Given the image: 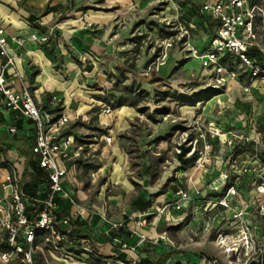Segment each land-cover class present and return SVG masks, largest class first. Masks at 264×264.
<instances>
[{"label": "rangeland", "instance_id": "374dc122", "mask_svg": "<svg viewBox=\"0 0 264 264\" xmlns=\"http://www.w3.org/2000/svg\"><path fill=\"white\" fill-rule=\"evenodd\" d=\"M182 1L130 0L126 16L135 29L143 26L142 33L132 35L129 55L116 58L115 68L106 73V87L98 88L93 81L88 87L99 89L94 99L103 105L100 112L107 106L113 109L112 105L121 101L134 104L137 115L119 125L116 120L102 124L96 113L74 118L67 112L66 131L74 134L82 147L81 159L70 167L69 180L79 196L85 218L90 220L99 215L100 224L132 222L127 225L128 230L148 238L141 243L148 256L160 259L168 252L174 253L170 264H194L191 258L202 264L200 259L204 256L217 259L219 264H240L215 243L220 230L242 238L230 221L218 225V219L213 224L190 227L187 226L190 220L207 219L201 205L187 208L181 217L172 211L160 217L157 207L172 202L161 195L174 178L183 177L181 169L191 167L195 171L198 157L207 153V158L204 157L205 168L209 165L207 174L217 163L223 167L229 146L211 136L215 128L224 133L259 135L256 151L249 146L251 152L247 149L241 152L240 161L249 160L256 152L264 162V0H252L257 6L252 66L236 55L231 56L228 63L238 77L218 87L209 79L210 71L191 56V48L201 50L208 43L198 11L184 13ZM169 57L174 58V67L165 76L160 73V67ZM152 74L163 79H149ZM222 145L227 147L224 152L220 151ZM116 163L123 177L133 184L130 193L121 182L112 179ZM1 175L4 178L5 172ZM162 182L163 187H159ZM248 192L245 190L242 195ZM137 201L144 210L137 212ZM256 201L264 206V194L257 195ZM139 220H144L145 225L138 226ZM250 223L255 226L264 264V216L251 218ZM162 232L167 233L173 249L153 243ZM85 244L88 250L95 251L92 241ZM47 257L49 263L41 255L43 264H65L54 255Z\"/></svg>", "mask_w": 264, "mask_h": 264}, {"label": "built area", "instance_id": "2783aa9c", "mask_svg": "<svg viewBox=\"0 0 264 264\" xmlns=\"http://www.w3.org/2000/svg\"><path fill=\"white\" fill-rule=\"evenodd\" d=\"M189 1L193 6L181 9L184 13H188L190 8L198 11L200 23L209 38L204 49L191 48V56L199 61L202 68L210 71L209 79L216 86L236 79L235 68L222 60L228 55H236L252 66L248 52L253 49L256 39L254 22L257 6L252 0ZM55 36L54 32L40 31L28 36L8 34L0 27V114H12L15 122L22 123L20 127L16 124L7 126L1 135L8 136L16 144L26 136L31 151L28 154L22 147L8 150L3 146L4 141H0L3 146L0 150V264L18 261L21 264H38L40 254L46 253L59 260H67L70 246L75 245L72 233L81 231L80 222L85 218L84 209L69 180L70 167L81 159L82 147L77 144L74 134L65 130L69 119L64 109H60L61 99L56 95L50 96L52 106H46L35 100L29 88L23 85L17 87L22 81L16 63L17 52L27 43L46 46ZM111 110L107 106L103 112L108 114ZM211 136L229 146L223 167L208 185L209 192L215 193V197L200 203L197 192L190 194L179 190L172 202L157 207V213L163 217L172 211L181 217L187 208L201 205L202 214L208 216L219 209L222 219L218 225L230 221V226L242 238L220 230L215 243L240 264H248L257 256L259 264H262L260 242L255 237V226L250 220L258 215L264 216V206L257 205L256 201L257 195L264 194V162L256 152L250 159L248 157L249 160L240 161L241 152L246 149L256 151L259 135L224 133L215 128ZM204 157L207 158V153ZM204 157L196 159L195 170L204 169ZM4 172L2 178L1 173ZM241 186L249 190L248 195H242ZM65 204H68V209ZM229 211L232 212L230 218L227 215ZM216 220L215 216L208 217V223L213 224ZM137 225L144 226L145 221L139 220ZM124 226L108 222L101 234L120 243L123 248L135 250L126 242L113 238L114 233ZM129 231L131 237L138 235L141 243L148 241L146 236L139 235L135 230ZM153 243H163L173 249L166 232L157 234ZM94 256L103 261L102 256ZM139 261L140 258L133 259L131 264H139ZM200 262L219 264L217 259L205 256ZM114 264L129 263L117 261Z\"/></svg>", "mask_w": 264, "mask_h": 264}, {"label": "crops", "instance_id": "0c3cea01", "mask_svg": "<svg viewBox=\"0 0 264 264\" xmlns=\"http://www.w3.org/2000/svg\"><path fill=\"white\" fill-rule=\"evenodd\" d=\"M129 3L130 0H0V27H3L6 33L28 36L33 32L40 31L56 34L50 44L46 46L27 43L17 52V68L22 76V81L17 84V87L23 85L29 88L37 102L50 107L52 106L50 96H58L62 103L60 109H64L65 114L69 112L74 118L87 117L88 113H96L97 119L102 124H110L116 120L120 125L133 120L137 111L134 106L127 104L112 109L108 114L100 112L99 108L103 105L94 99L98 95L99 89L88 87L93 81L98 88H105L108 83L106 73L113 71L117 62L116 58H125L129 55L132 35L136 32L142 33L143 26L139 25L135 29L126 16ZM162 3H165V0H162ZM181 6L193 5L191 1L183 0ZM197 17H199L198 13ZM200 25L203 28L201 23ZM202 30L205 31L208 43L207 31L204 28ZM173 67L174 58L169 57L160 67V73L166 76ZM13 124L19 127L22 125L20 121L15 122L12 114L6 116L0 114V141H4L3 146L8 150H17L18 147L30 150V143L26 136L16 144L8 136L1 135L7 126ZM114 146L115 144L112 147ZM226 149V145H222L220 151L224 152ZM183 162L185 163V160ZM116 165L118 164L116 163ZM116 165L112 179L121 182L130 193L133 184L123 177L120 168L116 169ZM207 167L194 172L191 167L181 169L184 173L183 177L174 178L167 186L165 194L161 196L166 195L168 200L173 201L179 190H186L190 194L197 192L200 203L211 200L215 193L209 192L208 185L218 175L221 164L217 163L211 169L212 172L208 174ZM163 185L164 182L159 187H163ZM240 190L245 192L247 189L241 186ZM151 194L152 192L149 191L148 195ZM77 197L79 196L77 195ZM136 203L139 207L137 212L140 209L144 210L140 201ZM65 208H69L68 204H65ZM219 211L217 209L211 212L207 219L190 220L187 226L196 227L195 225L206 223L208 217L215 216L217 220H221L222 215ZM227 215L230 218L232 212L229 211ZM100 222L99 215H95L90 220L84 218L80 222L81 231L72 233L75 245L70 246L69 258L64 261L65 264H113L124 260L131 264L133 259L138 258L143 261L149 258L155 264H170L175 256L171 252L160 259L148 256L145 251L146 247L141 246L138 235L129 236L130 231L127 225L133 224L130 221L113 235V238L120 242H126L131 248L136 249L123 248L120 243L117 244L101 234L105 224H100ZM89 241L93 242L94 252L85 247V243ZM92 253L104 257L106 263L100 261ZM47 254H40L38 264L44 263L40 259L41 255L49 263ZM50 255L48 254V256ZM91 255L95 258H91ZM190 261L198 264L199 260L191 258Z\"/></svg>", "mask_w": 264, "mask_h": 264}, {"label": "trees", "instance_id": "16d2710c", "mask_svg": "<svg viewBox=\"0 0 264 264\" xmlns=\"http://www.w3.org/2000/svg\"><path fill=\"white\" fill-rule=\"evenodd\" d=\"M195 11L196 9L195 8H190V10L188 11V14L189 13H191L192 11ZM254 49H251V50H249V52H248V56H249V58L252 60L253 59V56H254ZM231 56H233V55H228V56H226V58L225 59H223L222 61H223V63L224 64H227V65H230L231 67H232V65L230 64V63H228V60H230L231 59ZM234 68V67H233ZM148 77H150L149 79H157V78H159V79H163L161 76H159V75H157V74H152V76H148ZM99 97H101V96H99ZM102 98V97H101ZM104 99V98H103ZM122 105H125L124 103H122L121 101H118V103H116V104H113L112 105V108L113 109H116V108H119V107H121ZM129 105H131V106H134V104H129ZM0 150H3V146L1 145V142H0ZM27 153L28 154H31V151L30 150H28L27 151ZM125 227V226H124ZM124 227H122V228H124ZM121 229V228H120ZM119 229V230H120ZM130 235V234H129ZM125 261V260H124ZM125 262H127V261H125ZM10 264H21V262H12V263H10ZM139 264H155L152 260H150L149 258H147V259H145V261H143L142 259H140V261H139Z\"/></svg>", "mask_w": 264, "mask_h": 264}, {"label": "water", "instance_id": "95a60500", "mask_svg": "<svg viewBox=\"0 0 264 264\" xmlns=\"http://www.w3.org/2000/svg\"><path fill=\"white\" fill-rule=\"evenodd\" d=\"M259 263H260V258L257 256L251 259L248 264H259Z\"/></svg>", "mask_w": 264, "mask_h": 264}, {"label": "bare ground", "instance_id": "6f19581e", "mask_svg": "<svg viewBox=\"0 0 264 264\" xmlns=\"http://www.w3.org/2000/svg\"><path fill=\"white\" fill-rule=\"evenodd\" d=\"M224 139V137H222ZM116 168H119L118 165H116Z\"/></svg>", "mask_w": 264, "mask_h": 264}]
</instances>
